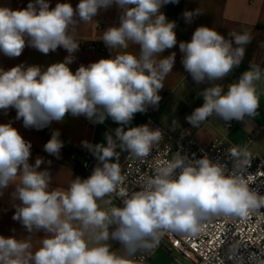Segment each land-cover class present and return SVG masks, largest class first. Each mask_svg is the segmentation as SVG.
I'll list each match as a JSON object with an SVG mask.
<instances>
[{"label":"clouds","instance_id":"9594fccd","mask_svg":"<svg viewBox=\"0 0 264 264\" xmlns=\"http://www.w3.org/2000/svg\"><path fill=\"white\" fill-rule=\"evenodd\" d=\"M178 3L79 0L74 8L69 2L50 7V0H29L26 8L0 6V53L17 58L26 46L44 55L58 48L68 53L63 61L46 68L24 63L7 70L0 67V110L7 114L15 109V119L22 120L27 129L42 130L62 122L66 115L83 116L92 124L111 119L119 125L105 133L106 143L82 141L97 165L87 178L77 176L67 190H57L50 187V171L41 170L43 158L29 163L31 142L11 121L0 124V195L14 185L11 198L19 203L14 205L12 219L29 233L25 238L0 235V264H134L137 254L150 253L166 232L196 237L212 218L246 220L264 208V195L250 188L246 179L252 161L246 146L226 150L230 169L206 154L196 159L194 154L190 158L178 152L157 167L139 191L129 193L120 187L125 177L117 147L147 158L163 138L159 127L129 125L135 114L159 107L163 81L176 60L174 51L161 54L178 43L176 22L161 8ZM112 7L119 10V23L104 30V45L114 52L128 49L131 43L138 46L139 54L124 51L81 64L73 72L69 65L80 49L76 29ZM202 14L197 8L185 11L183 18L190 24ZM252 39L248 31L229 32L226 38L213 27L201 25L190 41L179 42L185 71L195 84L209 85L199 92L203 104L186 116L192 127L213 116L246 123V118L257 115L260 66L250 62L226 92L217 83L241 65ZM63 147L60 131L54 130L44 151L60 159ZM112 193L122 199V206L101 209L98 200ZM38 232L44 236L33 251L29 238ZM110 239L123 247L124 255L111 250ZM240 246L234 242L228 249L234 264H244V258L237 255ZM248 264H264V249L260 256L249 254Z\"/></svg>","mask_w":264,"mask_h":264},{"label":"crops","instance_id":"0c3cea01","mask_svg":"<svg viewBox=\"0 0 264 264\" xmlns=\"http://www.w3.org/2000/svg\"><path fill=\"white\" fill-rule=\"evenodd\" d=\"M57 2H69L75 8L79 0H50V7H55ZM28 3L29 0H0V6H7L12 9L26 8ZM197 8L203 14L195 17L192 23H186L183 13ZM161 12L170 21L176 22L175 31L178 43L174 48L167 49L161 54V56H168L174 51L176 52V60L172 72L163 81L164 88L159 93L162 97L159 107L158 109L150 107L152 111L164 112L165 117L171 114L176 124L174 126L172 122L170 129L175 133H191L198 144H209L214 138H219L234 147H243L245 139L250 136L252 143L249 148L260 154L264 150V0H179L178 4L163 6ZM118 17L119 10L112 7L107 11L102 10L94 18V22L90 24L81 23L78 26L76 39L79 42L100 43L104 46V49L87 50L80 47L79 51L75 53V61L69 65L73 72L81 64L88 65L101 58H108L124 51L139 54L138 46L131 43L128 49H116L114 52H110L104 45L102 41L103 32L109 26L118 25ZM201 25L213 27L226 38L228 33L233 31L240 34L248 31L253 38L252 42L246 46L245 57L241 65L235 68L224 80L217 82L224 85L225 92L227 91V85L238 80L240 75L248 70L250 62L260 66L262 71V79L256 82L259 97L257 115L254 118H246V123L237 121L230 129H226L223 120L219 119L226 129L223 133L211 129L207 120L199 127H192L186 121V116L203 104V98L199 95V92L209 85H197L189 79V74L181 63L182 53L179 50V42L190 41L195 29ZM67 55L68 53L63 48H58L55 52L44 55L36 49L26 46L17 58H9L0 53V67L7 70L24 63L25 65H40L46 68L52 63L63 61ZM15 117L16 112L13 109H9L7 114L0 110V124L11 121L12 126L18 129L24 139L31 142L32 149L29 163L34 164L37 157L43 158L45 162L41 165V170L47 168L50 171L52 176L50 187L57 190H67L77 176L82 179L87 178L97 165V160L91 152L82 147V141H88L92 144L106 143L105 133L119 127L111 119H107L103 124H86L83 122L82 116L72 117L66 115L62 122H53L49 127L36 130L25 128L22 120H16ZM142 120L143 114L137 113L129 126H139ZM258 126L263 128L258 130ZM54 130L60 131V139L64 142L60 159H56L44 151V145L51 138ZM200 132H203V137L199 140ZM116 152L120 163L123 161L124 151L117 147ZM83 156L89 157L94 162V165L86 170H83L79 165ZM49 160L51 161L50 165L47 163ZM13 190L14 185L5 190L3 195H0V235L25 238L29 233L19 222L12 219L15 212L14 205L19 203L11 198ZM98 204L101 209L106 211L115 206L107 196L102 200H98ZM43 236V232L31 235L29 239L33 251L40 246ZM107 243L111 246L112 251L118 255H124V249L118 242L110 239ZM177 258V255L166 251L164 248H158L143 264H180Z\"/></svg>","mask_w":264,"mask_h":264},{"label":"built area","instance_id":"2783aa9c","mask_svg":"<svg viewBox=\"0 0 264 264\" xmlns=\"http://www.w3.org/2000/svg\"><path fill=\"white\" fill-rule=\"evenodd\" d=\"M80 47L87 50L104 49L102 44L95 42H80ZM189 79L192 80L190 75ZM142 114L143 120L140 125L148 124L152 128L159 127L163 138L159 144L154 145L147 158H138L124 151L123 161L119 165L125 180L120 187H123L129 193L139 191L146 179L155 174L156 168L166 165L178 152L181 155L187 154L190 158L194 154L196 159L206 154L212 160L224 162L229 169L231 168L226 150L234 146L219 138H214L208 145L202 146L191 135L186 133L174 134L162 127L152 117L153 111L151 108ZM82 120L86 124H91L83 116ZM236 122L235 120L231 122L223 121V125L226 129H230ZM262 128V126L257 127L258 130ZM251 143L252 138L249 136L245 139L244 146L251 153L252 161L247 170V174L250 175H247L246 179L250 188L264 195V158L249 148ZM79 165L83 170H86L94 165V162L89 157L83 156ZM178 172L179 170H177V174ZM107 197L116 207L122 206V199L117 193H112ZM234 242L241 243L237 255L244 258V264H248L249 254L261 255V250L264 249V208L257 213H253L246 220L231 217L212 218L205 222L204 231L196 237L166 232L161 236L159 245L150 253H138L134 264H143L158 248H164L166 251L177 255L180 264H222V261L223 264H234L233 258L227 254L228 249Z\"/></svg>","mask_w":264,"mask_h":264},{"label":"rangeland","instance_id":"374dc122","mask_svg":"<svg viewBox=\"0 0 264 264\" xmlns=\"http://www.w3.org/2000/svg\"><path fill=\"white\" fill-rule=\"evenodd\" d=\"M171 116H172L171 114H168V117H165L164 112H159V111L157 112V110H154L153 114H152V117L154 118V120L157 121L162 127L167 129L171 133L180 134L181 132L175 133L170 129L172 127V122L174 121V118ZM207 123H209V127H211V129H215L219 133H223L224 131H226V129L222 125V121L219 120V118H216L215 116L209 117L207 119ZM206 128H208V127H206ZM183 133H186V132H183ZM186 134L191 135V133L190 134L186 133ZM201 137H203V132H200V136L198 137L199 140L201 139ZM200 145L206 146L208 144L207 143H201ZM260 155L264 158V150L260 153Z\"/></svg>","mask_w":264,"mask_h":264},{"label":"trees","instance_id":"16d2710c","mask_svg":"<svg viewBox=\"0 0 264 264\" xmlns=\"http://www.w3.org/2000/svg\"><path fill=\"white\" fill-rule=\"evenodd\" d=\"M15 111V109H13ZM16 112V111H15Z\"/></svg>","mask_w":264,"mask_h":264}]
</instances>
